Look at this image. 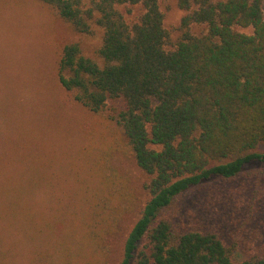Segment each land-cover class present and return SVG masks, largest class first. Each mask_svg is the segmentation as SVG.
I'll return each mask as SVG.
<instances>
[{"label":"trees","instance_id":"trees-1","mask_svg":"<svg viewBox=\"0 0 264 264\" xmlns=\"http://www.w3.org/2000/svg\"><path fill=\"white\" fill-rule=\"evenodd\" d=\"M175 1L185 15L173 43L159 0H34L80 36L102 30L93 58L78 43L58 50L61 86L96 118L69 155L67 175L41 176L32 164L24 182L0 187L2 264L25 240L33 248L48 244L30 251L39 264L55 256L61 264H106L109 242L133 216L118 264H264V246L236 263V243L169 217L193 189L232 181L253 163L262 167L251 172L264 173V153L257 151L264 143L262 0ZM119 6H138L142 14L128 24ZM197 25L204 34H192ZM115 102L114 115L102 119ZM127 153L148 178L141 194L111 165ZM53 158L49 164H57ZM44 186L53 202L42 207L35 192Z\"/></svg>","mask_w":264,"mask_h":264},{"label":"rangeland","instance_id":"rangeland-1","mask_svg":"<svg viewBox=\"0 0 264 264\" xmlns=\"http://www.w3.org/2000/svg\"><path fill=\"white\" fill-rule=\"evenodd\" d=\"M82 1L84 5L88 4V0ZM158 5L163 14V26L171 41L176 43L185 12L178 8L175 0H159ZM262 9L264 13V0ZM117 10L128 24L134 23L142 14L138 6H119ZM205 30L203 25L191 28L196 36L204 34ZM235 31L252 34L250 28L236 27ZM101 37L102 30L97 27H93L91 36H80L67 24L50 20L34 0H0V187L3 189L16 181L24 182L32 164H39L41 176L48 170L57 177L67 175L68 157L85 141L84 135L90 132L96 117L61 86L58 50L78 43L83 54L93 58ZM119 105L108 103L102 119L114 115ZM47 150L53 151L52 155L47 156ZM257 151L264 153V143ZM54 154L58 155L57 164L51 165L48 161L54 159ZM111 165L128 175L132 187L142 193L148 178L136 167L130 153L114 156ZM259 167L262 166L253 163L245 168L248 174L189 191L176 200L169 217L178 219L181 227L212 231L225 245L236 243L233 260L236 263L243 261L257 246H264V173L251 172ZM35 193L42 207L52 204L53 198L46 186ZM135 219V216L129 217L114 240L109 242V256L104 259L106 264L119 263L122 241ZM32 245L34 248L25 240L15 247L17 251L11 252L14 257L10 264H39L30 251L37 249L41 253L48 244L37 241ZM2 260L4 258L0 257V264ZM42 264L61 262H57L55 256L51 262L46 260Z\"/></svg>","mask_w":264,"mask_h":264}]
</instances>
